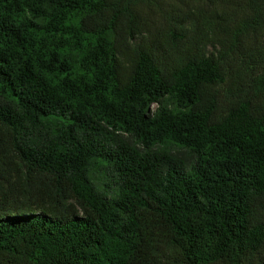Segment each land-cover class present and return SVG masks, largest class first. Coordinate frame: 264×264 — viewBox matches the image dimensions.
Returning <instances> with one entry per match:
<instances>
[{
  "label": "trees",
  "instance_id": "obj_1",
  "mask_svg": "<svg viewBox=\"0 0 264 264\" xmlns=\"http://www.w3.org/2000/svg\"><path fill=\"white\" fill-rule=\"evenodd\" d=\"M0 264H264V0H0Z\"/></svg>",
  "mask_w": 264,
  "mask_h": 264
},
{
  "label": "rangeland",
  "instance_id": "obj_2",
  "mask_svg": "<svg viewBox=\"0 0 264 264\" xmlns=\"http://www.w3.org/2000/svg\"><path fill=\"white\" fill-rule=\"evenodd\" d=\"M159 21V20H158ZM153 106V105H152Z\"/></svg>",
  "mask_w": 264,
  "mask_h": 264
}]
</instances>
